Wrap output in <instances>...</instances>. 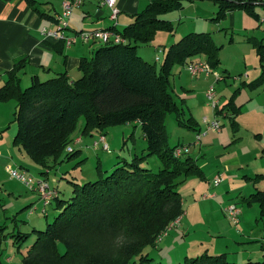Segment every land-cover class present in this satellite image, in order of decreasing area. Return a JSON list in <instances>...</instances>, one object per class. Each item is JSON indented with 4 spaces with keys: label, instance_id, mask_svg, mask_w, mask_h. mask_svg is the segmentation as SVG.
I'll list each match as a JSON object with an SVG mask.
<instances>
[{
    "label": "rangeland",
    "instance_id": "374dc122",
    "mask_svg": "<svg viewBox=\"0 0 264 264\" xmlns=\"http://www.w3.org/2000/svg\"><path fill=\"white\" fill-rule=\"evenodd\" d=\"M254 10L252 14L237 9L234 14L226 12L224 16L215 18L218 6L213 1H187L181 10L165 16H175L174 22L170 20L173 30L156 32L150 45L139 48L152 59L150 63H154L157 69L165 59V53H156L153 48L161 50L164 47L167 50L187 34L208 33L220 48L217 52L219 62L208 76L191 77L184 64L174 63L170 68L168 91L179 115L168 111L164 118L166 146L188 147L189 154L181 159H193L201 171L175 177L184 214L175 221L176 225L171 223L160 235L155 247L143 249L142 253L151 259V264H177L186 257L191 260L207 252L210 255L227 253L229 260L237 256L241 259L237 260L239 264L248 260H264V247H261V241L264 242V215L258 204L242 201L258 190L264 191V178L254 181L256 175L264 174V67L250 42V39H258L264 44V7L256 5ZM77 12H72L69 21L81 22ZM86 20V26L97 25L94 20ZM157 56L161 60L154 62ZM260 77L261 81H258ZM28 85L22 83L21 88ZM209 87L215 89L221 105L233 99L243 111L233 120L237 125L235 129L229 120L218 114L222 128L208 131L196 144L198 129H206L203 119H213L214 110L204 96ZM12 111H9V120L0 118L4 125L0 128L4 134L0 139H3L4 150L0 152V264H22L38 231H45L46 225L59 213L54 202L44 214L37 193L12 179L7 167L18 172L26 170L35 179L43 180L58 191L62 201L71 197L76 185L94 182L102 174L103 178L110 174L118 162L131 163L135 157H144L141 162L144 169L153 173L164 169L159 155H145L147 142L138 125L107 126L101 131L102 135L100 131L84 135L81 129L84 118L78 120L57 162L42 168L23 148L13 144L17 127ZM100 137L108 145V150L102 148L103 144L95 146ZM77 139L81 142L77 143ZM68 148L74 152L72 155L68 154L71 153ZM217 175H221L224 182L215 188L213 179ZM212 194L215 197L211 198ZM228 205H235L240 210L239 225L224 213ZM18 234L26 238L15 242L12 236ZM59 249L62 251V246Z\"/></svg>",
    "mask_w": 264,
    "mask_h": 264
},
{
    "label": "trees",
    "instance_id": "16d2710c",
    "mask_svg": "<svg viewBox=\"0 0 264 264\" xmlns=\"http://www.w3.org/2000/svg\"><path fill=\"white\" fill-rule=\"evenodd\" d=\"M149 1L122 31L109 28L119 32L125 43L96 49L89 60L79 64L81 76L76 80L71 82L61 73L44 81L33 79L21 89L18 77L11 73L0 89L1 101L14 99L18 104L13 115L17 127L13 144L23 148L42 168L57 162L81 118L84 135L107 126L138 123L147 142L145 155L157 154L164 164V169L153 173L141 167L144 157H135L131 163L118 162L104 178L102 174L94 182L76 185L66 201L60 200L56 191L52 203H56L58 216L46 225L45 231H38L22 264H151L143 249L155 247L160 235L184 214L175 177L201 170L189 157L176 159L173 150L177 146H166L164 118L168 111L179 115L167 92L168 76L174 63L183 65L198 54L205 55L210 68H214L220 48L208 33L187 34L168 47L158 72L154 63L138 55L137 49L150 42L156 32L173 30L164 16L181 10L185 2L192 0ZM217 1L220 4L215 18L224 16L227 10L243 9L254 14L246 2ZM250 42L264 67L263 41ZM23 60L16 67L25 64ZM232 100L216 115L230 107L229 121L235 129L233 120L242 109ZM261 178L264 174L256 175L254 181ZM242 201L258 204L264 215V191L258 190ZM12 237L15 242L26 238L19 234ZM177 264L239 263L229 260L227 253H205L191 260L186 257ZM242 264H264V260Z\"/></svg>",
    "mask_w": 264,
    "mask_h": 264
},
{
    "label": "crops",
    "instance_id": "0c3cea01",
    "mask_svg": "<svg viewBox=\"0 0 264 264\" xmlns=\"http://www.w3.org/2000/svg\"><path fill=\"white\" fill-rule=\"evenodd\" d=\"M64 1L65 0H30L29 3L27 0H0V89H2L5 81L11 77V73H15L18 77L19 80L17 82L20 88L22 83L30 84L31 81L36 78L44 81L45 79H49L61 73H65L71 82L81 76L78 69L79 64L83 59L89 60L93 56L94 51L100 48L102 44L99 42H90L85 44L80 40H77L75 44L71 45V47H67L63 42L55 41L46 37L42 33L43 29H55V22L57 21L56 16L59 14ZM194 1L201 3L208 0H192L190 2L193 3ZM209 1H213V3H216L217 6L220 4L217 0ZM240 1L248 3L251 6L253 13H255L254 7L256 5L264 7V0ZM116 2L119 9L118 19L116 21H112L110 11L108 9L105 10L104 7H100L98 0H85L81 7L74 10L78 11L76 16L81 18L82 23L80 21L79 23L69 21L67 33L69 35H75L76 33L82 31L104 30L112 27H114L115 30L122 31L125 26L134 20L135 14H139V12H141L146 5L150 3L149 0H116ZM235 11L236 10H227L230 14H234ZM257 14L255 16H257ZM87 18L91 19V22L93 20L96 21L97 25L86 26L85 21H87ZM165 18L168 21L171 20V22H174L173 18H175V16ZM72 19L74 20L73 17H71V20ZM150 42L143 45H150L152 43ZM141 46L142 45H140V47ZM139 48L137 49V52L140 53V57H143L148 62H152V59L145 55L144 50L141 49L139 51ZM153 49L156 53H166L167 51L164 47H162L161 50L157 47H154ZM198 56L199 58L197 59ZM204 59L205 55L198 54L192 58L186 59L184 65L200 61L208 63ZM20 60H23L25 64L16 67V65H18V61ZM160 60V57L157 56L154 62H159ZM20 67L22 68L18 70ZM159 69L160 67L158 69L156 68L158 72H160ZM168 89L167 92L169 93ZM232 101L235 105H237L234 100ZM228 102L229 101H226L221 105L219 99L218 109L221 110L223 107L227 106ZM17 105L18 104L14 99L5 101L0 100V116H2L0 118H6L9 120V111L13 110V116ZM240 107L242 109V106ZM228 109L224 110L223 113L220 114L222 118L227 120H229V116L232 114ZM215 114L216 112L214 110L213 117ZM132 124H134V126H139L136 122ZM1 127H4V125L0 123V128ZM201 129L202 128L200 127L198 130L200 131ZM100 134L102 135V132ZM2 137H4V134L0 132V139ZM78 140L79 139H77V143H80L81 140ZM1 151H4L3 139L0 141V152ZM211 189L212 188H210V190ZM40 205L42 207V203ZM33 208L35 210V207ZM240 223L241 222H239V224ZM261 247H264V242L262 241ZM240 258H243V256H240ZM237 260L241 259H238L237 256L233 257L232 262H238Z\"/></svg>",
    "mask_w": 264,
    "mask_h": 264
},
{
    "label": "built area",
    "instance_id": "2783aa9c",
    "mask_svg": "<svg viewBox=\"0 0 264 264\" xmlns=\"http://www.w3.org/2000/svg\"><path fill=\"white\" fill-rule=\"evenodd\" d=\"M85 0H65L62 4V8L59 14L56 16L57 21L55 22L54 30H46L43 29L42 33L55 41L63 42L65 46L71 47V45L75 44L77 40L87 44L90 42H99L102 45L107 44H122L125 43V39L120 35L119 32L115 30H92V31H82L78 32L75 35H69L68 31V22L70 20V16L72 12L81 7L84 4ZM100 7L107 8L110 11V17L112 21H116L118 19L119 9L116 0H98ZM114 28V27H113ZM188 70L190 76L196 77L198 75L208 76L212 72V68H210L209 64L206 62H191L185 65ZM206 99L209 103V106L212 110L217 112L219 109V99L216 96L215 89L213 87H209L205 92ZM218 116L215 114L212 120L204 118L202 123L205 124L206 129L203 131H198L196 133V144H199L202 140V137L208 131H219L222 128V124L217 118ZM103 137L95 142V146H99L103 144L102 148L104 150H108V145L103 143ZM68 152H71L72 149L68 148ZM174 157L176 159L182 158L184 155L189 154V148L185 146H177L173 150ZM8 174H10L12 179L18 180L23 186L28 188L31 191H34L39 196V200L42 202V212L46 213V208L52 203L53 198L56 196V189H52L49 187L43 180L35 179L33 175L28 174L26 170L19 171L13 170L10 166L7 167ZM213 186L216 188L220 184L224 182L221 175H217L216 178L213 179ZM215 197L214 194L211 195V198ZM239 212L240 210L235 205H228L224 208V213L228 217L230 221L239 224ZM177 222V220H176ZM177 224V223H172Z\"/></svg>",
    "mask_w": 264,
    "mask_h": 264
}]
</instances>
